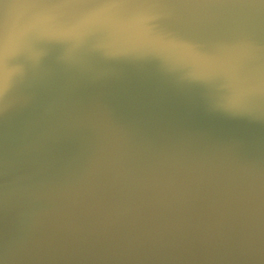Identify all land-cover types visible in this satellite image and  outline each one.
<instances>
[{
  "label": "water",
  "instance_id": "95a60500",
  "mask_svg": "<svg viewBox=\"0 0 264 264\" xmlns=\"http://www.w3.org/2000/svg\"><path fill=\"white\" fill-rule=\"evenodd\" d=\"M0 264H264V0H0Z\"/></svg>",
  "mask_w": 264,
  "mask_h": 264
},
{
  "label": "snow or ice",
  "instance_id": "6c2138e0",
  "mask_svg": "<svg viewBox=\"0 0 264 264\" xmlns=\"http://www.w3.org/2000/svg\"><path fill=\"white\" fill-rule=\"evenodd\" d=\"M11 43H9L8 45H10ZM6 47V46H5Z\"/></svg>",
  "mask_w": 264,
  "mask_h": 264
}]
</instances>
